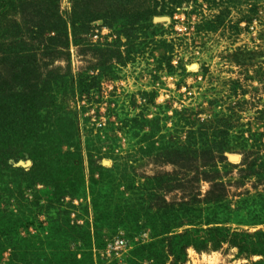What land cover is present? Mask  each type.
<instances>
[{"label":"rangeland","instance_id":"rangeland-1","mask_svg":"<svg viewBox=\"0 0 264 264\" xmlns=\"http://www.w3.org/2000/svg\"><path fill=\"white\" fill-rule=\"evenodd\" d=\"M0 264H264V0H0Z\"/></svg>","mask_w":264,"mask_h":264}]
</instances>
